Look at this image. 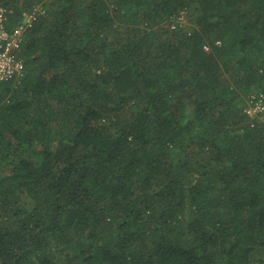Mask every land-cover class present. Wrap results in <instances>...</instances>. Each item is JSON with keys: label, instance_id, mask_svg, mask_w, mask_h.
<instances>
[{"label": "trees", "instance_id": "trees-1", "mask_svg": "<svg viewBox=\"0 0 264 264\" xmlns=\"http://www.w3.org/2000/svg\"><path fill=\"white\" fill-rule=\"evenodd\" d=\"M0 5V264H264V0Z\"/></svg>", "mask_w": 264, "mask_h": 264}, {"label": "built area", "instance_id": "built-area-1", "mask_svg": "<svg viewBox=\"0 0 264 264\" xmlns=\"http://www.w3.org/2000/svg\"><path fill=\"white\" fill-rule=\"evenodd\" d=\"M43 12L44 8L35 5L23 12L20 21L9 28L6 25V9L0 5V80L19 78L23 75L24 62L21 46L24 33L32 26L38 14ZM177 23L183 24L180 15L173 18L171 27H175ZM203 48L208 50L209 46L204 44ZM244 111L251 118L264 122V94L262 92L250 93Z\"/></svg>", "mask_w": 264, "mask_h": 264}, {"label": "rangeland", "instance_id": "rangeland-1", "mask_svg": "<svg viewBox=\"0 0 264 264\" xmlns=\"http://www.w3.org/2000/svg\"><path fill=\"white\" fill-rule=\"evenodd\" d=\"M179 15L181 16V19L183 21V24L184 23H188V18H187L188 16H187V13L186 12H181Z\"/></svg>", "mask_w": 264, "mask_h": 264}]
</instances>
